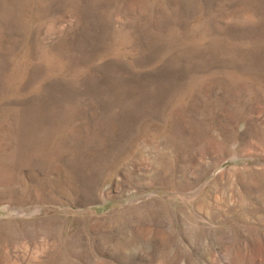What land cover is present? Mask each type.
Instances as JSON below:
<instances>
[{
  "label": "rangeland",
  "instance_id": "obj_1",
  "mask_svg": "<svg viewBox=\"0 0 264 264\" xmlns=\"http://www.w3.org/2000/svg\"><path fill=\"white\" fill-rule=\"evenodd\" d=\"M0 264H264V0H0Z\"/></svg>",
  "mask_w": 264,
  "mask_h": 264
},
{
  "label": "bare ground",
  "instance_id": "obj_2",
  "mask_svg": "<svg viewBox=\"0 0 264 264\" xmlns=\"http://www.w3.org/2000/svg\"><path fill=\"white\" fill-rule=\"evenodd\" d=\"M199 200V199H198Z\"/></svg>",
  "mask_w": 264,
  "mask_h": 264
}]
</instances>
